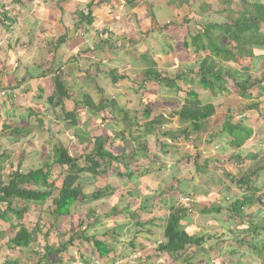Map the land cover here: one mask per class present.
I'll return each instance as SVG.
<instances>
[{
  "label": "crops",
  "instance_id": "crops-1",
  "mask_svg": "<svg viewBox=\"0 0 264 264\" xmlns=\"http://www.w3.org/2000/svg\"><path fill=\"white\" fill-rule=\"evenodd\" d=\"M257 2L264 0H0V91L8 93L0 101V183L16 171L40 168L58 145L70 156H85L92 152V139L100 136H106L108 153H123L126 165L112 161L102 175L79 177L85 197L79 209L91 206L86 209L91 215L84 224L79 219L76 233L64 235L57 225L62 242L72 237L74 245L59 258L47 257L39 264H83L92 250L79 239L81 234L105 240L114 254L127 252L133 242V252L149 255L163 241L177 199L186 195L195 197L196 204L180 224L194 237L215 238L202 246V252L212 255L208 264H264V246L253 243L264 237V230L247 229L248 224L262 226L264 220L236 217L232 206L239 195L223 177L249 174L262 157L248 159L249 146L235 150L219 142L212 136L216 124L201 134L188 130L184 139L179 132L189 125L176 113L185 102V81L175 82L176 91L144 79L151 63L161 77L180 76L183 67L197 62L195 54L182 48L188 34L194 36L208 23L222 24L229 10L238 12L244 3ZM87 8L90 25L77 18ZM112 73L118 78L114 83ZM55 79L61 80L62 95ZM238 108L235 123L244 116ZM146 110L148 119L143 118ZM221 113L222 124L226 106L207 124ZM159 114L162 127L150 131L145 124ZM243 124L254 130L251 151L262 155L261 125L255 117ZM163 130L172 135L161 136ZM154 160L161 162V169ZM9 217L11 222L0 221V264H37L45 249H37L36 242L44 236L59 245L52 241L50 222L49 232L38 234L27 248L8 246L15 233L10 224H16ZM219 237L223 242L215 241ZM188 253L201 259L199 250ZM93 259L91 264H98ZM195 261L191 264H205Z\"/></svg>",
  "mask_w": 264,
  "mask_h": 264
},
{
  "label": "trees",
  "instance_id": "trees-1",
  "mask_svg": "<svg viewBox=\"0 0 264 264\" xmlns=\"http://www.w3.org/2000/svg\"><path fill=\"white\" fill-rule=\"evenodd\" d=\"M88 8L85 9V14L82 12L77 14V18L85 25H90ZM228 14L229 17L225 18L222 24L208 23L194 36L188 34L182 48L195 54L197 62L183 67L184 72L180 76L175 79L161 77L155 69V64L151 63L144 79L150 84L173 87L176 91H179V88L174 86L175 82L185 81L184 85L187 87L185 102L176 113L179 121L189 125L179 132L184 139L189 136L188 130L191 133H203L208 120L217 113L221 106H226L224 121L217 129V135L212 136H215L219 142L220 140L224 141L226 146L235 150L246 146L255 149L252 144L254 130L245 126L243 122L250 121L252 117H255V121L261 120V112H264V3H244L238 12L229 10ZM177 65L179 66V64ZM189 75L194 77L190 78ZM117 79L112 73V83ZM55 81H57L55 88L62 95L64 87L61 82H58L61 80L55 79ZM86 100L87 106L91 105V100L89 98ZM101 106L105 107V104L102 103ZM240 106L244 116L235 123V116L231 110L234 107L237 110ZM149 116L150 111L143 112L144 119H148ZM161 116L162 114L153 117L145 126L149 127L150 131L159 130L162 127ZM261 128L264 136V121L262 120ZM160 135L168 137L172 134L163 130ZM167 139L172 141L170 138ZM106 143V136L93 138L92 152L79 158L70 156L67 149L61 145L55 146L48 162L40 168L26 174L16 171L9 176L5 184L0 183V206L3 207L0 208V221L11 222L9 216H13L16 221V224H10V228L15 230V233L8 240V246L25 249L35 242L40 233L37 225L28 230L22 222L28 210L27 204L43 205L50 200L49 213L53 218L60 220L71 217V210L85 199L78 183L79 177L82 174H88L92 178L102 175L112 161L120 164L124 160L123 153L119 156L108 153L105 150ZM250 148V153L246 158L257 160L262 157L258 165H255L249 174L242 173L238 176L228 173L229 175H223L238 192L239 197L234 200L232 208L234 207V213L240 221L245 218L264 220V157L256 154L255 151L252 152ZM262 153H264V148ZM233 160L237 162L238 155H235ZM79 161H82V167L78 166ZM154 161L157 162V160ZM157 163L161 169V162L158 160ZM121 165L126 169L124 162ZM118 175H121L119 171ZM61 176V182L56 183ZM125 177L129 179L131 174ZM95 195L97 193L91 197H95ZM190 214L178 208L171 212L163 228V241L151 250L149 255H142L144 258L138 264H157L158 260L162 263L169 261L170 264L177 262L191 264V260L195 256L194 254L189 255L188 252L191 249L199 250L202 253L201 259L205 260V264H208L212 255L202 252V246L215 238L205 239L191 235L180 224L184 216ZM256 223L258 224V222ZM250 227H253L255 231L264 230V224L262 226L248 224L247 229ZM44 239L47 240L45 236ZM79 239L90 243L89 248L92 250L90 255L85 256V260L80 256L83 264H91V257L98 264H115L128 260V258L134 259V255L132 256L133 242L129 243L127 252L114 254L112 248L103 239L84 238L82 234ZM215 241L223 242L220 237ZM74 242L75 239L71 237L58 246L45 244V253L41 260L39 258L37 264L39 261L41 263L46 261L47 257L59 258L69 247H73ZM243 243V240L239 244L237 242L239 246ZM47 249H50V252H47ZM252 250L255 251L253 248ZM258 252L260 253V251ZM195 262L198 261H193V263Z\"/></svg>",
  "mask_w": 264,
  "mask_h": 264
},
{
  "label": "rangeland",
  "instance_id": "rangeland-1",
  "mask_svg": "<svg viewBox=\"0 0 264 264\" xmlns=\"http://www.w3.org/2000/svg\"><path fill=\"white\" fill-rule=\"evenodd\" d=\"M231 112L234 113L233 115L235 116L236 114H238L239 111L236 110V107H234L231 110ZM261 114H262V118H260V119L262 121H264V112H261ZM225 115H226V113H225ZM223 116H224V114L221 113L219 116H217V118H213L214 123H212L213 121L209 122L206 126V129L208 128V130H211V127L214 126L215 124H216L215 125L216 129H219ZM261 120H258L260 125H261ZM262 145L264 147V143L261 144L260 147H258V150H260L261 148L263 149ZM259 154H260V156L264 157V153H262V155H261V152H260ZM61 178H62V176L57 180L58 182H56V183H60L62 180ZM54 194H56V193H54ZM50 204H51L50 200H48L43 205H31V206H29L28 211L26 212V215L24 216V219H23L24 223L23 224L28 230H31L33 228V226L37 225L39 227L40 233H43V232H46L47 230L49 232V224H51L50 222H53L52 223V232H53L52 241L54 242V244H60L63 240V238H62L63 235L60 236V234L57 233V231L55 230L57 225H58L57 228H59L61 230V232L64 233V235L66 232L71 233V232L75 231V233H76L77 232L76 225H77L79 219H81V222L84 224V222L86 223L88 218L91 215L90 211L86 210V209H91L92 208L91 206H82L79 209V205H78L75 209L73 208L71 210V216H72L71 219H69V218L60 219L62 221V223L61 222L55 223V221H54L55 218H53L49 213L50 212V210H49ZM81 209H82V211H81ZM85 212H88V214H86ZM68 237H70V235L64 236V239H65L64 241H66ZM256 240L257 241L256 242L254 241L253 243H255V245H257V247L258 246L259 247L264 246V237H262L260 239H256ZM36 243H37V245H36L37 249H39V248L41 249V247L45 246V244L46 245L51 244L50 237H49V239L47 238V240H45L44 238L43 239L39 238L38 242H36ZM249 251H253V250H249ZM137 252H140L139 247L137 248ZM132 254L134 255V257H133L134 259H132L133 261L131 264H138L139 262H142V259L144 257L138 256L141 254L136 253V252H133ZM224 257H222V258H224ZM198 258L202 262L205 261L203 259H200L199 256H197L196 258L194 257L191 260V262L197 260ZM225 260H227V259H225ZM93 261H95V259H93ZM127 263L130 264L129 261H127V259H126V260L120 261L118 264H127Z\"/></svg>",
  "mask_w": 264,
  "mask_h": 264
},
{
  "label": "built area",
  "instance_id": "built-area-1",
  "mask_svg": "<svg viewBox=\"0 0 264 264\" xmlns=\"http://www.w3.org/2000/svg\"><path fill=\"white\" fill-rule=\"evenodd\" d=\"M8 95L7 91H0V101L4 99ZM196 204V200L192 195L183 196L177 199L176 208L179 210H183L187 214L192 213L194 211Z\"/></svg>",
  "mask_w": 264,
  "mask_h": 264
}]
</instances>
